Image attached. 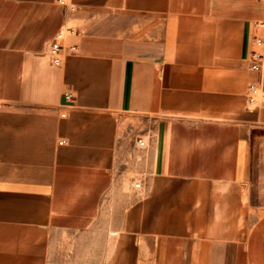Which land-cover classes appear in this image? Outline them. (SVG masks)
<instances>
[{
	"label": "crops",
	"instance_id": "1",
	"mask_svg": "<svg viewBox=\"0 0 264 264\" xmlns=\"http://www.w3.org/2000/svg\"><path fill=\"white\" fill-rule=\"evenodd\" d=\"M71 3L0 0V264H55L87 200L111 203L107 264H264V0Z\"/></svg>",
	"mask_w": 264,
	"mask_h": 264
},
{
	"label": "rangeland",
	"instance_id": "2",
	"mask_svg": "<svg viewBox=\"0 0 264 264\" xmlns=\"http://www.w3.org/2000/svg\"><path fill=\"white\" fill-rule=\"evenodd\" d=\"M139 135V134H138ZM137 135L133 138L134 142ZM134 144V143H133ZM137 150V149H136ZM139 156V155H136ZM138 179H141V175L137 172L134 173L133 177L127 180L123 184L118 185V190L132 191L134 190L133 184ZM93 201H86V208L83 212L90 214L91 217L87 220L86 231H70V232H59L58 247L56 249L57 261L55 264H107L114 244V233L104 230L108 228L110 221L111 203L109 201H102L103 207L99 211V215H93L96 212ZM119 203V202H118ZM92 204V205H91ZM82 210V209H81ZM119 215L120 206L118 205ZM120 216L118 217V219ZM97 220L98 227H101V231H88L89 224ZM74 223V221H72ZM97 228V227H96ZM55 254V255H56Z\"/></svg>",
	"mask_w": 264,
	"mask_h": 264
},
{
	"label": "built area",
	"instance_id": "3",
	"mask_svg": "<svg viewBox=\"0 0 264 264\" xmlns=\"http://www.w3.org/2000/svg\"><path fill=\"white\" fill-rule=\"evenodd\" d=\"M55 4L63 6L66 8H73L71 0H54ZM69 33L75 35L77 33L76 29L69 27L65 30H59L52 40H50L46 45V52L49 57L50 63L54 66H60L62 63V41L66 35ZM254 47L249 53V69L257 73L258 77L254 81H251L247 85L245 94V104L248 111L254 112L257 110L264 111V61L262 46L263 41L260 37L254 36L253 38ZM71 51H75V45H69ZM63 97L67 102L72 103L74 101V93L71 88H67L63 92ZM61 116L64 117L65 113L62 112ZM64 141L60 140L59 144H63ZM136 144L139 148L145 149L147 147V142L143 137H138L136 139ZM133 187L135 190H140L142 187L141 179L134 182Z\"/></svg>",
	"mask_w": 264,
	"mask_h": 264
}]
</instances>
